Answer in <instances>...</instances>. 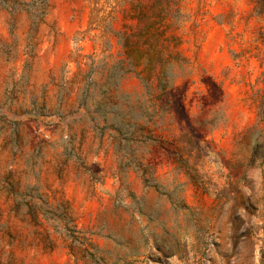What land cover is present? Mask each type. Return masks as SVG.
<instances>
[{"label": "rangeland", "instance_id": "obj_1", "mask_svg": "<svg viewBox=\"0 0 264 264\" xmlns=\"http://www.w3.org/2000/svg\"><path fill=\"white\" fill-rule=\"evenodd\" d=\"M263 90L264 0H0V264H264Z\"/></svg>", "mask_w": 264, "mask_h": 264}, {"label": "trees", "instance_id": "obj_2", "mask_svg": "<svg viewBox=\"0 0 264 264\" xmlns=\"http://www.w3.org/2000/svg\"><path fill=\"white\" fill-rule=\"evenodd\" d=\"M258 115H259V120L264 122V90L261 91L260 97H259V106H258ZM264 149V146H262L261 143H257V147L255 148L254 154L255 156L258 155V149ZM264 159V151L263 155L260 157Z\"/></svg>", "mask_w": 264, "mask_h": 264}, {"label": "crops", "instance_id": "obj_3", "mask_svg": "<svg viewBox=\"0 0 264 264\" xmlns=\"http://www.w3.org/2000/svg\"><path fill=\"white\" fill-rule=\"evenodd\" d=\"M44 51V57L48 62H52L53 59H57V51L52 46L47 47V49H45Z\"/></svg>", "mask_w": 264, "mask_h": 264}]
</instances>
